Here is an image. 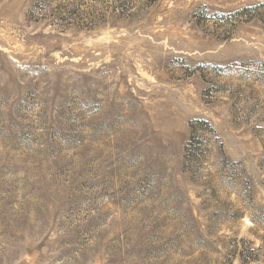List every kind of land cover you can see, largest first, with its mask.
Instances as JSON below:
<instances>
[{"label": "rangeland", "instance_id": "obj_1", "mask_svg": "<svg viewBox=\"0 0 264 264\" xmlns=\"http://www.w3.org/2000/svg\"><path fill=\"white\" fill-rule=\"evenodd\" d=\"M0 264H264V0H0Z\"/></svg>", "mask_w": 264, "mask_h": 264}]
</instances>
